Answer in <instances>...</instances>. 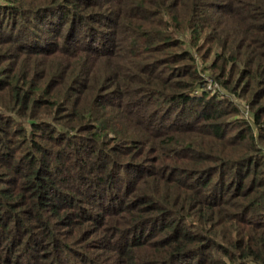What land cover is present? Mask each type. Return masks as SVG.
Wrapping results in <instances>:
<instances>
[{
	"label": "trees",
	"instance_id": "trees-1",
	"mask_svg": "<svg viewBox=\"0 0 264 264\" xmlns=\"http://www.w3.org/2000/svg\"><path fill=\"white\" fill-rule=\"evenodd\" d=\"M0 264H264V0H0Z\"/></svg>",
	"mask_w": 264,
	"mask_h": 264
},
{
	"label": "built area",
	"instance_id": "built-area-1",
	"mask_svg": "<svg viewBox=\"0 0 264 264\" xmlns=\"http://www.w3.org/2000/svg\"><path fill=\"white\" fill-rule=\"evenodd\" d=\"M216 85H217L216 83L209 82V84L207 85V88H211V87L216 86Z\"/></svg>",
	"mask_w": 264,
	"mask_h": 264
},
{
	"label": "rangeland",
	"instance_id": "rangeland-1",
	"mask_svg": "<svg viewBox=\"0 0 264 264\" xmlns=\"http://www.w3.org/2000/svg\"><path fill=\"white\" fill-rule=\"evenodd\" d=\"M215 86H213V87H211L212 89L214 88ZM219 87V85L218 86H216V88H218ZM75 247H79V246H77V245H74L73 246V248H75ZM80 248V247H79Z\"/></svg>",
	"mask_w": 264,
	"mask_h": 264
}]
</instances>
